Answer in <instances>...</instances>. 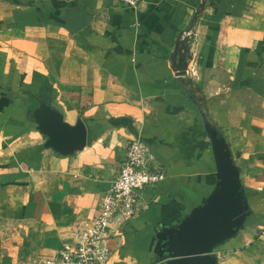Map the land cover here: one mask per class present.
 Instances as JSON below:
<instances>
[{
  "label": "crops",
  "instance_id": "1",
  "mask_svg": "<svg viewBox=\"0 0 264 264\" xmlns=\"http://www.w3.org/2000/svg\"><path fill=\"white\" fill-rule=\"evenodd\" d=\"M201 1L0 0V264L51 259L137 137L164 179L108 264H264V0ZM70 8L93 15L75 35ZM184 30L194 79L176 74ZM24 89L85 123L81 152L43 147Z\"/></svg>",
  "mask_w": 264,
  "mask_h": 264
},
{
  "label": "built area",
  "instance_id": "2",
  "mask_svg": "<svg viewBox=\"0 0 264 264\" xmlns=\"http://www.w3.org/2000/svg\"><path fill=\"white\" fill-rule=\"evenodd\" d=\"M111 1L131 9H136L141 2ZM193 41L191 30L182 31L174 52L177 57L179 44H185L180 55L188 53L185 58L186 79L197 76L196 59L191 53ZM163 179L164 170L155 162L146 142L138 137L132 139L125 149L117 174L99 198L94 216L74 222L54 256L41 264H108L110 250L107 241L113 233L141 214L146 208L143 195L154 192Z\"/></svg>",
  "mask_w": 264,
  "mask_h": 264
},
{
  "label": "water",
  "instance_id": "3",
  "mask_svg": "<svg viewBox=\"0 0 264 264\" xmlns=\"http://www.w3.org/2000/svg\"><path fill=\"white\" fill-rule=\"evenodd\" d=\"M206 0H202L199 4V10H202ZM93 15L75 8L66 10L64 16V26L70 35L87 28L92 22ZM177 75L184 77L186 62L178 57ZM28 116L34 125L35 131L44 137L43 147L51 150L54 154L62 157L72 156L77 152H81L87 144L88 132L85 123L78 118L74 124H68L63 115L53 106L41 100L35 106H30ZM212 145L216 150L219 161H222L223 171L224 157L220 155L219 148L213 135H210Z\"/></svg>",
  "mask_w": 264,
  "mask_h": 264
},
{
  "label": "trees",
  "instance_id": "4",
  "mask_svg": "<svg viewBox=\"0 0 264 264\" xmlns=\"http://www.w3.org/2000/svg\"><path fill=\"white\" fill-rule=\"evenodd\" d=\"M182 88V90H184L185 92H190V90L188 89L187 87V84H183L180 86ZM19 98H22L25 100L26 102V105L28 106V108H30V106H35L37 103H39L41 100L33 93L31 92L30 90L28 89H24L20 95H19ZM28 119L31 121V118L30 116H28ZM93 123H96V122H93ZM98 124H104L103 122H97ZM105 127V125H104Z\"/></svg>",
  "mask_w": 264,
  "mask_h": 264
},
{
  "label": "rangeland",
  "instance_id": "5",
  "mask_svg": "<svg viewBox=\"0 0 264 264\" xmlns=\"http://www.w3.org/2000/svg\"><path fill=\"white\" fill-rule=\"evenodd\" d=\"M206 2V1H205ZM205 4V3H204ZM204 8V7H203ZM200 11H202V10H199V7H198V12H200ZM17 98H19V96H16Z\"/></svg>",
  "mask_w": 264,
  "mask_h": 264
}]
</instances>
